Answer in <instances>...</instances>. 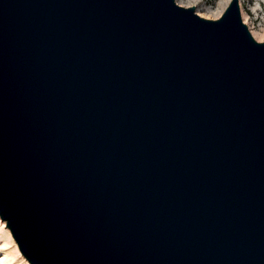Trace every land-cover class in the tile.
<instances>
[{
    "label": "water",
    "instance_id": "obj_1",
    "mask_svg": "<svg viewBox=\"0 0 264 264\" xmlns=\"http://www.w3.org/2000/svg\"><path fill=\"white\" fill-rule=\"evenodd\" d=\"M0 218L31 264H264L240 0H0Z\"/></svg>",
    "mask_w": 264,
    "mask_h": 264
},
{
    "label": "rangeland",
    "instance_id": "obj_2",
    "mask_svg": "<svg viewBox=\"0 0 264 264\" xmlns=\"http://www.w3.org/2000/svg\"><path fill=\"white\" fill-rule=\"evenodd\" d=\"M231 0H176L180 5L195 6L206 18H218ZM243 21L258 41H264V0H240ZM0 264H31L20 252L6 223L0 218Z\"/></svg>",
    "mask_w": 264,
    "mask_h": 264
},
{
    "label": "bare ground",
    "instance_id": "obj_3",
    "mask_svg": "<svg viewBox=\"0 0 264 264\" xmlns=\"http://www.w3.org/2000/svg\"><path fill=\"white\" fill-rule=\"evenodd\" d=\"M241 6V5H240ZM256 37V36H255ZM4 256L2 253L0 254V257ZM3 259L1 258L0 262L2 261Z\"/></svg>",
    "mask_w": 264,
    "mask_h": 264
}]
</instances>
